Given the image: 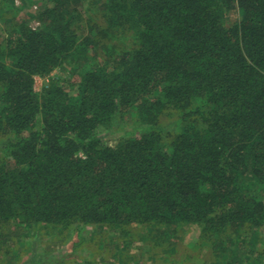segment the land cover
I'll return each mask as SVG.
<instances>
[{"label":"trees","instance_id":"16d2710c","mask_svg":"<svg viewBox=\"0 0 264 264\" xmlns=\"http://www.w3.org/2000/svg\"><path fill=\"white\" fill-rule=\"evenodd\" d=\"M35 20L0 34V264H107L73 260L90 226L147 246L122 264H264V0H47ZM69 67L76 96L51 76ZM33 228L71 252L22 255Z\"/></svg>","mask_w":264,"mask_h":264},{"label":"rangeland","instance_id":"374dc122","mask_svg":"<svg viewBox=\"0 0 264 264\" xmlns=\"http://www.w3.org/2000/svg\"><path fill=\"white\" fill-rule=\"evenodd\" d=\"M14 3L13 10H19L17 14V18L14 17L13 10L9 9L7 5H0V34L1 39L7 38L9 36L10 30L12 29L15 20H27L31 27L34 28L36 20V15L43 9L46 5L47 0H23L22 5L16 6L14 0H10ZM88 8V3H85L80 7L81 10H86ZM239 19V12L235 11L229 18V24L235 23ZM41 25V24H40ZM40 26L38 27V29ZM52 77H61L64 80V86L72 94V96L77 95V89L74 85L78 84L76 82V77L71 74L70 67L56 70L52 75ZM50 78V77H49ZM45 77H36L35 79V89L37 92H41L42 89L48 83V79ZM174 123L171 121L168 123L170 126ZM141 126L136 125L132 120L126 121L118 127L117 131L107 132L103 134L104 138L107 140L109 144H115L117 140L116 137L122 136L126 131L137 130ZM172 127V126H170ZM34 231L29 233V235H25V237L21 236L23 240L21 246V254L25 255L29 252V250H34V254L36 256L35 259H40L45 256L48 252L50 253L54 262L58 260L62 254L68 255L71 252V247L66 245V240L70 239L66 236H60L58 232L55 234H49L44 236L43 239L37 238V229L33 228ZM88 233L86 236L89 238L87 242L83 243L78 247L77 254L73 256V260L78 259V257H85L90 260H97L98 262H107V264H122V262H132L136 263L139 258L146 260V252L147 246H143V244L137 242H133L130 238L123 237L118 239V235H115L113 231L107 230L104 231L101 227L98 229L94 226H90L88 229ZM42 231V230H40ZM99 233V234H98ZM100 234L102 236H100ZM71 235V234H70ZM199 236V228L197 226H193L189 229L187 236L185 238L186 244L191 248L195 245ZM120 238V237H119ZM127 238V239H125ZM30 242L33 243V248ZM35 248V249H34ZM25 249V250H24ZM199 262L203 260L198 259ZM194 262H196L194 260ZM146 264H149L146 262Z\"/></svg>","mask_w":264,"mask_h":264},{"label":"built area","instance_id":"2783aa9c","mask_svg":"<svg viewBox=\"0 0 264 264\" xmlns=\"http://www.w3.org/2000/svg\"><path fill=\"white\" fill-rule=\"evenodd\" d=\"M14 1L16 3V6H18V5H22L23 0H14ZM39 26H40V22L36 21L34 28L33 27L32 28L36 30L38 29Z\"/></svg>","mask_w":264,"mask_h":264}]
</instances>
